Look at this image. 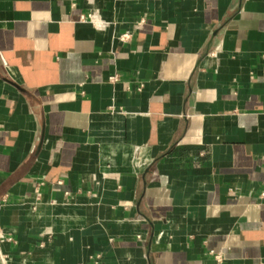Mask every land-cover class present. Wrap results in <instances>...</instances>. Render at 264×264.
I'll list each match as a JSON object with an SVG mask.
<instances>
[{
    "label": "crops",
    "instance_id": "obj_1",
    "mask_svg": "<svg viewBox=\"0 0 264 264\" xmlns=\"http://www.w3.org/2000/svg\"><path fill=\"white\" fill-rule=\"evenodd\" d=\"M263 191L264 0H0L11 264H264Z\"/></svg>",
    "mask_w": 264,
    "mask_h": 264
},
{
    "label": "built area",
    "instance_id": "obj_2",
    "mask_svg": "<svg viewBox=\"0 0 264 264\" xmlns=\"http://www.w3.org/2000/svg\"><path fill=\"white\" fill-rule=\"evenodd\" d=\"M81 19L84 21H89L92 22L95 26L103 29L105 28L106 21L101 18L99 13L96 12H91L88 13L87 15H82ZM132 33L130 31L123 32L122 34L119 35V39L126 42L131 39ZM117 77L111 76L109 78L110 81H115ZM262 195H264V191L262 192ZM12 240V237L9 236L8 234L5 233V231L0 227V260L2 261L3 264H11L10 261V256L9 254L5 253L3 251L2 245L5 241ZM206 255L209 258V262L207 264H224L225 261L227 260V254L225 248H220V249H212L208 248L206 251ZM97 257H95V262Z\"/></svg>",
    "mask_w": 264,
    "mask_h": 264
}]
</instances>
